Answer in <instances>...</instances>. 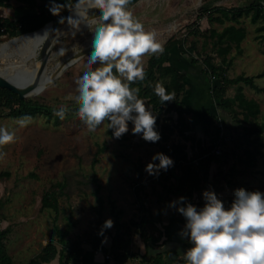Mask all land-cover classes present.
I'll return each mask as SVG.
<instances>
[{
  "label": "rangeland",
  "instance_id": "rangeland-1",
  "mask_svg": "<svg viewBox=\"0 0 264 264\" xmlns=\"http://www.w3.org/2000/svg\"><path fill=\"white\" fill-rule=\"evenodd\" d=\"M251 1L139 0L131 10L146 30L155 31L156 38L162 44L170 36L186 37L185 46L194 41L200 54L183 53L184 59L200 60L208 54L220 66V58L212 51L211 38L207 37L209 29L214 27L220 30L223 25L231 23L243 27L245 36L240 42L241 51L237 52L232 46L227 54V57H231L232 64L227 68L226 74L254 75L262 72L254 78L262 90L240 82L244 94L258 101L260 113L256 121L260 122L264 120V31L256 28L261 20L253 23L249 16L243 15L238 22L226 20L224 23H210L201 11V6L205 3L209 4V10L217 14V7L231 10ZM92 35L86 25H80L78 31L68 26L50 48L45 72L50 73L69 53L86 46L91 42ZM61 49L64 50V55H60ZM15 52L25 56L31 50L26 54ZM90 52L66 67L41 91L26 98H35L53 107H62L72 102L66 97L76 94L75 81L87 70L86 61ZM7 57H0V60ZM148 57L144 58L145 63ZM20 66L28 69L31 63ZM236 86L237 84L228 86L226 95H233ZM146 106L151 110L147 102ZM8 112L9 108L0 103V126L16 132L15 142L0 148V153H4L0 156V231L5 230L2 239L13 264H25L48 241L54 242L59 248L61 233L64 231L66 238H79L82 245H89L93 235L101 228L99 218L112 220L113 226L109 228L111 232L115 231V222L123 223L121 232L133 239L138 229L130 220H138L144 216L155 219L157 210L162 205L163 212L159 215V221L176 215L183 218L181 225L184 228L185 217L170 206V202H176L181 197L177 187L188 188L187 177L190 173H187L186 165L173 164L156 175H150L145 166L149 162L158 164L159 161L152 157L161 152L164 144L171 142L185 143L190 162L195 165L200 148L210 144L214 124L209 128V133L200 130L201 127L197 125L192 130L185 131V136L174 131L168 140L163 141L160 137L153 143L145 141L141 134H133L131 121L128 123V132L116 138L113 133L108 132L106 124L89 132L78 116L56 121L43 114H36L31 116V124L20 128L16 124V118L21 116H13ZM167 115L171 116L170 122L174 124L176 113L169 110ZM242 117L239 110L231 119L223 117L226 122H230L229 125L224 124L228 139L219 154L225 160L222 163L212 162L206 184L191 197H184L186 202L198 209L205 203L202 195L205 190L214 191L225 208L231 206L234 192L238 188L264 193V130L255 142H251L254 135L247 139L240 122L245 125H253L254 122L243 121ZM100 146H104V149L98 151ZM245 148L255 152L256 163L252 167L246 166L242 161ZM137 162L142 164L141 176L135 169ZM58 182H64V186L60 188ZM46 190L55 192L56 209L42 207L41 197ZM159 194L160 199L157 198ZM97 196L103 200L101 217L95 212L98 206ZM145 227L147 231L156 232L161 229L151 223H147ZM182 237L189 240L186 236ZM46 264H52V260Z\"/></svg>",
  "mask_w": 264,
  "mask_h": 264
},
{
  "label": "clouds",
  "instance_id": "clouds-1",
  "mask_svg": "<svg viewBox=\"0 0 264 264\" xmlns=\"http://www.w3.org/2000/svg\"><path fill=\"white\" fill-rule=\"evenodd\" d=\"M130 4L131 0H50L49 11L59 16L67 9L70 15L61 16L59 23L66 21L76 31L83 24L93 34L87 70L75 81L76 94L66 97L75 103L76 115L88 131L94 132L106 124L113 136L120 138L128 132L131 121L133 134H141L145 141L154 143L160 139L155 130L156 117L139 97L140 88L132 85L145 80L144 58L162 54L164 47L155 31L145 29ZM90 10H99V15H90ZM60 55H64L63 49ZM154 92L161 104L174 101L175 93L169 92L162 82L155 84ZM68 112L69 108L62 106L53 114L63 120ZM32 122L30 115L16 118L20 128ZM15 140V130L0 126V148ZM152 159L159 163L146 164L150 175L173 165L163 153L154 154ZM202 195L205 203L199 209L184 197L170 202L186 220L181 231L191 242L183 253L186 264H264V193L238 188L228 208L214 191L205 190ZM112 226V220L106 219L100 234Z\"/></svg>",
  "mask_w": 264,
  "mask_h": 264
},
{
  "label": "trees",
  "instance_id": "trees-1",
  "mask_svg": "<svg viewBox=\"0 0 264 264\" xmlns=\"http://www.w3.org/2000/svg\"><path fill=\"white\" fill-rule=\"evenodd\" d=\"M25 2L26 7L29 12L20 15L17 18H10L0 15V42L6 38L14 36L17 34V30L20 29L22 32L32 31L45 22L54 19L58 16L51 14L49 11L50 0H21ZM57 3H72L74 0H56ZM218 13L214 14L212 10H209V4L205 3L201 6V11L205 13L208 22L212 23L217 21L219 23H224L226 20H231L233 22H238L239 17L246 15L249 16L251 22H257L261 20V24L257 26L258 31H264V0H252L250 3L244 6H236L229 9H222L217 7L215 9ZM66 11L63 10L60 15ZM59 15V16H60ZM197 33V32H196ZM205 36L204 32H201ZM245 36V30L241 26H236L235 24H225L220 30L214 27L209 29L207 37L211 38V49L220 58L222 66L215 63L211 55L205 54L200 60L193 61L201 64V71L208 74L212 78V83L210 85V96L216 103L217 113L209 111L207 108L204 109L205 116L200 118V126L205 133H209V128L212 124L213 134L211 135V141L205 148H200L197 156V161L195 165L191 164V158L188 156L186 145L183 142H171L166 143L162 146L161 152L171 158L173 164H184L187 168L188 175V188L182 189V187H177V191H180L181 197H191L193 193L200 189L206 184L209 177V166L212 162L222 163L224 162V157L218 154H205L211 147L213 141V135L217 133L218 127L216 124L217 119L222 120L223 124L229 125L230 122H226L223 115H228V117L236 114L238 110L242 113L243 121H253L254 124H243L240 122L241 127L244 130V134L247 139H251V135H254L251 142H255L259 135L264 130V120L258 122L256 121L257 115L260 113V107L258 101L253 97H247L242 91V86L237 85L234 95H226V90L228 86L242 82L256 90H262L263 88L258 86L254 78L260 76L262 72L254 75H248L244 73H239L234 76H228L226 74L227 68L232 64L231 57H227L232 46H234L237 52L241 51L240 42ZM206 37V36H205ZM186 37H175L170 36L163 43L164 51L159 55H152L147 58L145 63L146 77L144 81H137L133 87H139V97L145 99L150 105L153 114L156 117L155 130L159 133L161 139L166 141L169 139L170 134L174 131L182 135H186L185 131L192 129L194 126L185 120V105L181 99V95L185 92V82L183 80L184 71L175 67L170 63V54L173 48L178 49L182 53L192 54L197 51V46L195 42H190L188 46L184 43ZM202 54V53H201ZM157 82H162L163 86L169 91L175 93L174 101L164 102L161 101L154 92V87ZM0 103L9 108V114L13 116H24L30 115L34 116L36 114H43L48 118H54L56 121L60 120L56 117L53 112L61 107L50 106L35 98H19L17 93L6 88L0 87ZM69 108L66 118L77 116L76 115V105L72 101L65 105ZM172 110L176 113V119L174 124L170 122L172 119L167 112ZM163 113V114H161ZM248 122V123H249ZM129 123V122H128ZM224 125V126H225ZM132 131V129H131ZM109 133H112L111 129H108ZM104 146H100L98 151L103 150ZM245 156L242 161L246 166L252 167L255 165V152L250 148L244 149ZM225 154V153H224ZM142 164L135 163V169L139 176L142 175ZM60 188L64 186V182H58ZM98 190V185L96 186V191ZM158 199L161 198L160 194L157 196ZM98 206L95 212L99 217L102 215V205L103 200L100 196H97ZM42 207H52L57 208V197L54 191L46 190L43 192L41 197ZM163 212V206L161 205L156 213V218ZM155 218V219H156ZM151 216H144L138 220L131 219V223L137 227V233L143 238L145 242L146 251L139 255V262L137 264H142L143 261H149L151 264H171L169 260V255L164 254V248L161 246L164 243H170L174 241L173 238L181 237V231L183 226V218L176 215H170L168 221L163 225L162 229L158 231H147L145 225L151 223L154 225V221ZM99 223L102 225L104 223V218H99ZM180 224V230L176 234H171V225L174 222ZM115 231L112 233L109 228L103 229V234L101 235L100 230L93 235L90 240V246L93 249H100L103 251H108L110 255L119 263L125 262L128 258L136 257V252L132 251L130 248L131 238L125 236L124 232H121V227L123 223L115 222ZM65 231L62 232L60 238L61 246L57 248L56 244L52 241H48L42 246L39 252L33 255L25 264H46L53 260L56 256V264H69L79 261L80 255L82 254L84 247L82 241L79 238H66ZM4 231H0V264H13L12 258L7 254L5 246L3 243ZM105 234H111V244L109 248H106L102 243V237ZM165 238L161 240V237ZM161 240V241H160ZM175 242V241H174ZM182 242V241H181ZM168 243V244H169ZM175 242L174 247L178 246L185 248L190 247L191 242H183L179 245Z\"/></svg>",
  "mask_w": 264,
  "mask_h": 264
},
{
  "label": "crops",
  "instance_id": "crops-1",
  "mask_svg": "<svg viewBox=\"0 0 264 264\" xmlns=\"http://www.w3.org/2000/svg\"><path fill=\"white\" fill-rule=\"evenodd\" d=\"M29 12V9L26 7L25 2L21 0H0V15L17 18L22 14ZM183 53L178 49L173 48L170 54V63H172L178 69L184 71L183 80L185 82V92L182 94L181 99L185 105V113L184 117L188 123H191L194 127L200 126V118L205 116L204 109L207 108L211 112L217 113L216 103L213 98L210 96V82H212L211 77L208 74H204L201 71V64L199 62H195L192 59H184ZM239 74V73H237ZM255 81V80H254ZM237 85H242L237 83ZM243 90V89H242ZM235 93V92H234ZM234 95V94H233ZM232 96V95H231ZM227 116L228 115H223ZM193 127V128H194ZM201 127V126H200ZM199 127V128H200ZM192 128V129H193ZM189 129V130H192ZM187 130V131H189ZM198 130V129H197ZM200 130H202L200 128ZM157 219V220H156ZM154 224L163 228L168 221L162 219L159 221V218H156ZM171 234H176L180 230V224L176 221L171 225ZM113 233V232H112ZM165 237L162 236L161 240ZM176 244L179 245L183 242H190L185 238L177 237L173 238ZM160 240V241H161ZM168 242L162 244L161 246L164 248L163 253L169 255V260L171 264H186L185 259L183 258L184 252L187 249L181 248L178 246L179 250H177L176 246L174 247L175 242ZM182 241V242H181ZM102 243L106 248L110 247L111 244V234H105L102 237ZM84 250L80 255L79 261L75 263L69 264H137L139 262V255L143 254L146 251L145 242L143 238L136 233L133 235V239L130 242V248L132 251L136 252V257H131L125 260L123 263L117 262L108 251H103L100 249H93L90 244L83 245ZM56 260V262H54ZM57 263V258L52 260V264ZM142 264H151L149 261H143Z\"/></svg>",
  "mask_w": 264,
  "mask_h": 264
},
{
  "label": "water",
  "instance_id": "water-1",
  "mask_svg": "<svg viewBox=\"0 0 264 264\" xmlns=\"http://www.w3.org/2000/svg\"><path fill=\"white\" fill-rule=\"evenodd\" d=\"M138 0H131L130 8L137 2ZM73 3V2H72ZM90 12H98L99 10H90ZM70 15V12L66 9V11L47 22H45L39 28L22 32L18 29L17 34L11 36L3 41L0 44L6 45V47H11L16 45L20 36H24L26 34H36L45 28L48 29L46 39L43 44L38 47V43L34 42V48L30 54L22 56L15 51L7 57L5 60H0V87H6L17 93L19 98H26V92L31 88L36 86L38 83V91H41L47 84H49L52 80H54L66 67L72 64L75 60H77L82 55L91 51V43H88L86 46L82 47L79 50L73 51L69 53L64 59L57 63V68L55 71L51 73V77L43 78L42 82L40 81L45 73L46 69V61L48 59V54L50 48L54 44L56 38L60 35L61 32H52L53 29H58L62 27L59 23L60 17H67ZM17 57V58H14ZM35 60H39V65L35 67L33 64ZM28 63H32L31 70L27 68H20V65H25Z\"/></svg>",
  "mask_w": 264,
  "mask_h": 264
},
{
  "label": "bare ground",
  "instance_id": "bare-ground-1",
  "mask_svg": "<svg viewBox=\"0 0 264 264\" xmlns=\"http://www.w3.org/2000/svg\"><path fill=\"white\" fill-rule=\"evenodd\" d=\"M139 1V0H138ZM90 15H99L98 12H90ZM69 25L67 24V22L65 21V23L62 25V27L60 28V34H62V32L68 27ZM46 31H48L47 28H45L44 30H41L40 32L36 33V34H26L24 36H20L18 41L16 42V45L11 46V47H6V45L4 44H0V57H7L8 55H11L14 51H21L23 52L22 54H26V52L28 50H33L34 48V42L38 43V47L41 46L44 42V40L46 39L47 33H45ZM20 41V43L18 44V42ZM91 43V42H89ZM35 67H37L39 65V60H35L33 61ZM21 67V66H19ZM32 67V63L31 66L28 67L29 70H31ZM57 68V66L54 67V69L50 72L47 73L45 72L42 79L40 80L42 82L43 78L45 79L46 77H51V73L53 71H55ZM38 83H36V86L31 88L30 90H28L26 92V95H32L35 92H38Z\"/></svg>",
  "mask_w": 264,
  "mask_h": 264
},
{
  "label": "built area",
  "instance_id": "built-area-1",
  "mask_svg": "<svg viewBox=\"0 0 264 264\" xmlns=\"http://www.w3.org/2000/svg\"><path fill=\"white\" fill-rule=\"evenodd\" d=\"M218 130L217 133L213 135V143H212V147L205 153H211V154H220L221 150H222V146L225 143V141H227L228 136L226 134V129L225 126L222 122V120L217 119L216 121Z\"/></svg>",
  "mask_w": 264,
  "mask_h": 264
}]
</instances>
